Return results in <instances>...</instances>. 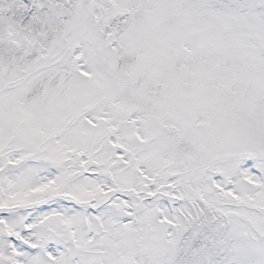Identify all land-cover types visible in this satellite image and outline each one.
<instances>
[{
    "label": "snow or ice",
    "instance_id": "obj_1",
    "mask_svg": "<svg viewBox=\"0 0 264 264\" xmlns=\"http://www.w3.org/2000/svg\"><path fill=\"white\" fill-rule=\"evenodd\" d=\"M0 264H264V0H0Z\"/></svg>",
    "mask_w": 264,
    "mask_h": 264
}]
</instances>
